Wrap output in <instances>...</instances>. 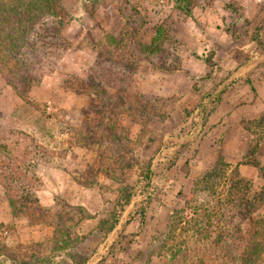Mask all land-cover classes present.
I'll list each match as a JSON object with an SVG mask.
<instances>
[{
  "label": "rangeland",
  "instance_id": "1",
  "mask_svg": "<svg viewBox=\"0 0 264 264\" xmlns=\"http://www.w3.org/2000/svg\"><path fill=\"white\" fill-rule=\"evenodd\" d=\"M126 1L139 14L124 10L131 26H141L131 47L108 39L125 40L131 30L117 10L123 0H63L58 50L44 59L26 101L0 75V168L14 160L35 179L40 204L53 208L37 224L13 218L0 185V250L15 264H237L264 216V195L243 219L233 206L264 193V63L256 64L264 0H201L186 16L171 0ZM158 28L168 59L141 53ZM94 62L106 64L101 71L112 73L113 85L111 77L96 82ZM162 64L184 70L165 72ZM147 70L152 81L177 72L179 81L159 86L161 94L152 82L142 89ZM232 73L238 82L220 110L196 119L202 96ZM143 189L152 193L144 225L138 218L122 225Z\"/></svg>",
  "mask_w": 264,
  "mask_h": 264
},
{
  "label": "trees",
  "instance_id": "2",
  "mask_svg": "<svg viewBox=\"0 0 264 264\" xmlns=\"http://www.w3.org/2000/svg\"><path fill=\"white\" fill-rule=\"evenodd\" d=\"M63 0H0V75L11 87L13 92L22 100L27 99L28 92L32 86L38 83L40 77L43 76L44 59L46 57L54 56L58 50L57 39L62 36L61 21L66 15V11L62 4ZM98 4L100 0H92ZM173 8L178 13L183 15H190L194 6L200 5L201 0H171ZM208 5V4H207ZM209 5H212L209 3ZM204 7V4H203ZM128 8V10H127ZM117 10L125 18L126 25L131 29L125 34L127 35L124 40L123 36L118 37L109 36V43L111 46L121 48L131 47V43H137V37L141 26H131V19L133 16L139 14L129 6L126 0L120 3ZM132 12V17L127 16L124 12ZM57 22L53 25V21ZM124 34V32H123ZM166 32L162 28L155 31L153 38L148 46L141 48L142 54L149 56L157 55L162 59H168L172 54L167 50L164 45ZM123 42V43H122ZM106 45V44H105ZM106 48V47H105ZM65 49V48H64ZM118 49V48H114ZM127 50V49H126ZM117 51V50H116ZM140 51V50H139ZM211 57V56H210ZM205 59L206 67L211 69V58ZM116 62L115 60L113 61ZM264 63V51L260 60L256 64ZM94 69L99 68V72L95 71L96 82L101 85H113L112 73L101 71L105 69L102 62H94ZM158 69L165 72L180 71L182 68L179 66H164L159 65ZM241 68L239 67V70ZM90 72V70H89ZM91 73V72H90ZM209 71L207 77H211ZM111 77V82L106 79ZM249 82L248 78H245ZM238 82V78L234 77V73L229 74L225 78L218 81L214 89L204 94L200 103L192 110L196 119H205L209 114H212L221 102L222 95ZM104 83V84H103ZM100 94V93H99ZM103 91H101V94ZM210 105V107H209ZM264 119V115H263ZM199 132H195L183 139L179 147L183 148L187 143L194 141L198 137ZM180 139V138H179ZM257 146L252 147L251 154L255 152ZM180 149L172 154L174 159L177 158ZM6 162V160H3ZM8 166L0 168V185L3 189L4 195L8 201L11 216L17 218L20 215L25 216L32 224H37L46 217L53 208L45 209L36 196L34 182L35 179L19 170V166L15 161H7ZM6 162V163H7ZM259 172L264 180V167H259ZM154 173L153 169H149L144 176L145 184L143 187H152L150 181L151 175ZM137 184H140L138 182ZM147 190L143 189L140 197L134 201L131 208L126 212L122 225H128L131 221L138 218L140 222V229L144 225L145 216L147 212V205L152 199V193L146 195ZM261 192L252 198L250 202L244 195L237 198L234 207L240 218H245L253 202L258 199L261 200ZM146 203V204H145ZM40 216L41 219L36 218ZM2 226V224H0ZM3 249V248H2ZM31 256L30 258H32ZM237 264H264V216H261L254 222V230L247 238L246 242L241 248L238 256L235 258ZM16 261L12 256H7L0 250V264H15Z\"/></svg>",
  "mask_w": 264,
  "mask_h": 264
},
{
  "label": "crops",
  "instance_id": "3",
  "mask_svg": "<svg viewBox=\"0 0 264 264\" xmlns=\"http://www.w3.org/2000/svg\"><path fill=\"white\" fill-rule=\"evenodd\" d=\"M204 38V37H203ZM196 39H198V37L196 38ZM206 39V38H205ZM207 40V39H206ZM209 42V41H208ZM202 56L201 55V53H200V51L199 50H197L196 51V56L195 57H197V56ZM194 57V55L192 56V58H195ZM197 59L198 60H201L200 59V57L198 58L197 57ZM147 65V67H148V69H149V65L148 64H146ZM185 69H189V67L186 65L185 66ZM202 70H201V72H200V74H202V73H204V71H205V69H206V67L205 66H203L202 65V68H201ZM182 70H184V69H182ZM177 74H179V72H177V73H171L170 75H167V76H165L163 79H165L164 81L165 82H163V79L160 81L159 79L160 78H162L163 76H159L158 74L157 75H155V77H157V78H155V81H152L151 80V75L149 74V72H148V70L147 71H145L143 74H142V89H148L149 87H150V84H151V82L153 83V84H155V85H157V89H154V91L156 90L157 92H160L159 94H161V93H163L162 91H160L159 89L160 88H158L159 86H161L162 84L163 85H167V86H171L172 85V83L176 80L177 82H175V83H178V76H177ZM192 75V74H191ZM178 84H176L175 86H177ZM226 94V92L222 95V97H221V102H223V100H224V95ZM221 105L222 104H219L218 105V107H217V109L218 110H220V107H221ZM43 188V187H42ZM3 194H4V192H3ZM5 196V195H4ZM6 198V197H5ZM6 201H7V199H6ZM7 203V205H8V207H9V204H8V201L6 202ZM43 205V204H42ZM9 211H10V209H9ZM10 215H11V213H10Z\"/></svg>",
  "mask_w": 264,
  "mask_h": 264
}]
</instances>
